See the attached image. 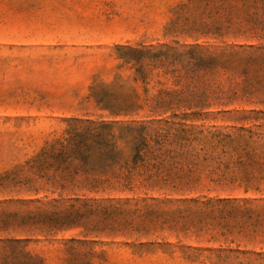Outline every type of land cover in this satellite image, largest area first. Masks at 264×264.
Masks as SVG:
<instances>
[{
    "label": "rangeland",
    "instance_id": "obj_1",
    "mask_svg": "<svg viewBox=\"0 0 264 264\" xmlns=\"http://www.w3.org/2000/svg\"><path fill=\"white\" fill-rule=\"evenodd\" d=\"M194 48L225 54L230 66L218 81L239 99L185 128L235 138L225 158L252 173V183L203 180L192 188L104 195L61 188L69 184L54 154L73 128L114 126L116 137L142 127L150 137L177 133L183 123L147 117V106L128 117L111 111L135 94L144 104L146 89L154 95L174 87L160 68L149 84L134 81L129 57ZM131 147L118 141L124 157ZM13 242L21 253H13ZM5 261L264 264V0H0Z\"/></svg>",
    "mask_w": 264,
    "mask_h": 264
},
{
    "label": "trees",
    "instance_id": "obj_2",
    "mask_svg": "<svg viewBox=\"0 0 264 264\" xmlns=\"http://www.w3.org/2000/svg\"><path fill=\"white\" fill-rule=\"evenodd\" d=\"M224 56L194 48L184 53L146 52L138 57H129V62L136 69L134 81L149 84L152 70L160 68L174 87L154 95H149L146 89L144 104L139 103L140 96L135 94L132 100L124 101L114 111L109 105L105 108L115 117H128L139 115L140 110L147 106V117H166V122L172 120L183 125L176 129L175 134L167 132L153 137L148 135L147 127L127 128L118 137L112 133L114 126L73 128L54 154L56 169L61 172L63 181L69 184L61 185V188L104 195L192 188L203 180L222 187H248L254 175L233 167L231 159L225 158V149L236 141L235 138L220 133L202 136L203 132L194 133L185 128L188 121L210 117L208 110L213 106L228 105L239 99L238 91L223 92L218 81L221 69L227 70L230 66ZM242 74L246 75L247 70ZM171 129L174 128L164 130ZM125 140L132 146L128 157L118 150V141ZM219 148H222V154L216 155ZM242 162L240 160L236 164L242 165ZM20 245V242L12 243L13 253H21L18 250Z\"/></svg>",
    "mask_w": 264,
    "mask_h": 264
}]
</instances>
